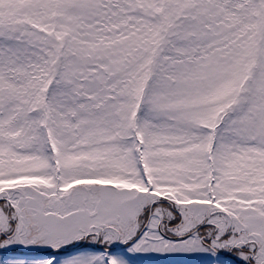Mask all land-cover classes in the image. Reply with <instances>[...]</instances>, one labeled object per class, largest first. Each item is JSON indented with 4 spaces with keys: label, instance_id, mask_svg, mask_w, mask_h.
Listing matches in <instances>:
<instances>
[{
    "label": "snow or ice",
    "instance_id": "obj_1",
    "mask_svg": "<svg viewBox=\"0 0 264 264\" xmlns=\"http://www.w3.org/2000/svg\"><path fill=\"white\" fill-rule=\"evenodd\" d=\"M264 264V0H0V264Z\"/></svg>",
    "mask_w": 264,
    "mask_h": 264
},
{
    "label": "rangeland",
    "instance_id": "obj_2",
    "mask_svg": "<svg viewBox=\"0 0 264 264\" xmlns=\"http://www.w3.org/2000/svg\"><path fill=\"white\" fill-rule=\"evenodd\" d=\"M140 264H191V261L179 255L158 256L156 254H147V258Z\"/></svg>",
    "mask_w": 264,
    "mask_h": 264
}]
</instances>
